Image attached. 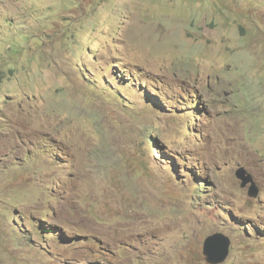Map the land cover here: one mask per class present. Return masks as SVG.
<instances>
[{
  "label": "rangeland",
  "instance_id": "obj_1",
  "mask_svg": "<svg viewBox=\"0 0 264 264\" xmlns=\"http://www.w3.org/2000/svg\"><path fill=\"white\" fill-rule=\"evenodd\" d=\"M0 70V264H264V0H0Z\"/></svg>",
  "mask_w": 264,
  "mask_h": 264
},
{
  "label": "water",
  "instance_id": "obj_2",
  "mask_svg": "<svg viewBox=\"0 0 264 264\" xmlns=\"http://www.w3.org/2000/svg\"><path fill=\"white\" fill-rule=\"evenodd\" d=\"M237 178L242 181V187L246 188L249 184L251 187L249 189V196L252 198H257L260 195V189L255 183L251 174L247 170L241 168L237 172ZM231 241L224 235L217 234L210 236L204 245V255L206 260L210 264H222L229 257Z\"/></svg>",
  "mask_w": 264,
  "mask_h": 264
},
{
  "label": "clouds",
  "instance_id": "obj_3",
  "mask_svg": "<svg viewBox=\"0 0 264 264\" xmlns=\"http://www.w3.org/2000/svg\"><path fill=\"white\" fill-rule=\"evenodd\" d=\"M0 73L1 74H3V76H4V79H5V75H4V73L0 70ZM4 79H3V82H4ZM3 82L0 84V86L3 84ZM241 169V168H240ZM245 169V168H244ZM246 170V169H245ZM238 172V171H237ZM249 173V172H248ZM249 174H251V173H249ZM252 175V174H251ZM237 176V175H236ZM252 177H253V175H252ZM253 179H254V177H253ZM239 180V179H238ZM241 181V180H240ZM254 181H255V179H254ZM255 183H256V181H255ZM257 184V183H256ZM258 186V185H257ZM241 187H242V181H241ZM250 187H251V184H249L246 188H248V196H249V189H250ZM259 187V186H258ZM243 188V187H242ZM246 188H243V189H246ZM260 189V188H259ZM260 194H261V191H260ZM260 196V195H259ZM250 197V196H249ZM252 198V197H251ZM258 198V197H257ZM257 198H254V199H257ZM221 234V233H220ZM215 235H217V234H215ZM221 235H224V234H221ZM211 236H214V235H211ZM224 236H226V235H224ZM210 237V236H209ZM209 237H207V239L209 238ZM227 238H229L228 236H226ZM206 239V240H207ZM205 240V241H206ZM229 240H230V238H229ZM231 241V240H230ZM204 245H205V243H204ZM230 247H231V245H230ZM229 251H230V249H229ZM230 253V252H229ZM203 254H204V247H203ZM230 255V254H229ZM205 256V255H204ZM205 258H206V256H205ZM207 261V260H206ZM227 261V260H226ZM225 261V262H226ZM224 262V263H225ZM210 264V263H209ZM223 264V263H222Z\"/></svg>",
  "mask_w": 264,
  "mask_h": 264
},
{
  "label": "trees",
  "instance_id": "obj_4",
  "mask_svg": "<svg viewBox=\"0 0 264 264\" xmlns=\"http://www.w3.org/2000/svg\"><path fill=\"white\" fill-rule=\"evenodd\" d=\"M4 76L0 73V84L3 82Z\"/></svg>",
  "mask_w": 264,
  "mask_h": 264
},
{
  "label": "bare ground",
  "instance_id": "obj_5",
  "mask_svg": "<svg viewBox=\"0 0 264 264\" xmlns=\"http://www.w3.org/2000/svg\"><path fill=\"white\" fill-rule=\"evenodd\" d=\"M5 105V104H4ZM197 142V141H196ZM33 208V207H32ZM25 213V212H24ZM25 217V216H24ZM76 223V222H75ZM99 223V222H98ZM80 227V226H79Z\"/></svg>",
  "mask_w": 264,
  "mask_h": 264
}]
</instances>
